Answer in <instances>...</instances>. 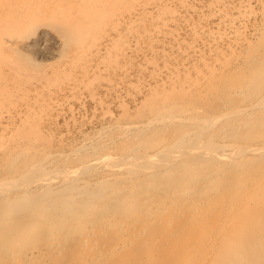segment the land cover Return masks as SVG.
<instances>
[{
	"label": "bare ground",
	"instance_id": "obj_1",
	"mask_svg": "<svg viewBox=\"0 0 264 264\" xmlns=\"http://www.w3.org/2000/svg\"><path fill=\"white\" fill-rule=\"evenodd\" d=\"M120 2L0 0L1 79L40 83L46 72L30 71L37 54L69 50L77 64L102 22L120 25ZM254 34L258 48L232 61L244 74L202 92L215 107L157 99L146 117L119 125V151L113 140L50 151L16 135L0 165V264H264V25ZM12 77L8 89H20Z\"/></svg>",
	"mask_w": 264,
	"mask_h": 264
},
{
	"label": "rangeland",
	"instance_id": "obj_2",
	"mask_svg": "<svg viewBox=\"0 0 264 264\" xmlns=\"http://www.w3.org/2000/svg\"><path fill=\"white\" fill-rule=\"evenodd\" d=\"M116 6V11L121 9L117 11L121 13L120 25L114 29L116 16L110 22L106 20L108 23L102 22L101 30L97 32V28L94 36L87 37H94L96 46L91 49L93 54H87L89 58L81 59L83 62L71 64L67 58L69 50L62 59L57 55H35L31 65L41 62L36 70L30 68L36 73L32 75L38 79L39 74L46 72L49 77L42 75L38 83L31 72L33 82L26 83L32 84L27 85L33 90L29 87L26 95L17 92L24 86V92L25 88L28 90L23 83L26 79L5 75V79L9 77L5 82L0 76V86L5 82L7 89L12 87L10 76L16 77L13 83L19 79L17 83L24 84L13 91L18 84L8 90L3 87L9 92L0 99V165L5 148L17 143L19 134L41 139V146L46 144L43 147L50 151L82 144L87 150L107 140H113L109 141L111 151H119L127 141L119 140V125L146 117L157 108V99L170 98L183 106L210 110L219 101L202 92L213 90L219 81L225 84L240 78L245 65L239 64L242 71L232 68L234 56L242 53L243 46L249 51L258 48L260 43L254 33L264 25V0H122ZM99 45L103 48L95 50ZM220 64L226 66L217 69ZM71 82L75 84L73 90L69 89ZM182 86L186 89L181 92ZM153 135L161 136L157 130ZM162 135L165 137L166 131ZM88 143H93V147H88ZM42 149L30 150L31 158L39 157ZM20 158L11 167L22 164ZM0 172L3 173L1 167ZM10 193L11 190L5 196Z\"/></svg>",
	"mask_w": 264,
	"mask_h": 264
}]
</instances>
